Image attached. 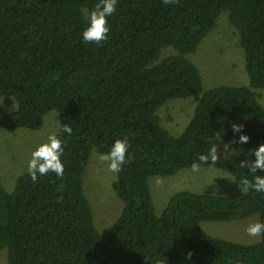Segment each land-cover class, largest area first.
I'll list each match as a JSON object with an SVG mask.
<instances>
[{
    "label": "trees",
    "instance_id": "trees-1",
    "mask_svg": "<svg viewBox=\"0 0 264 264\" xmlns=\"http://www.w3.org/2000/svg\"><path fill=\"white\" fill-rule=\"evenodd\" d=\"M98 0H0V98L16 108L0 117L5 130H38L49 111L64 145L63 177L28 172L12 190L0 181V250L8 264H264V235L245 244L215 237L203 221L240 220L257 213L264 222V193L231 195L180 190L156 213L149 179L191 168L219 140L232 147L215 164L252 179L240 168L264 143V0H117L100 44L82 30ZM237 31L248 85L203 90L188 54L215 27L221 12ZM170 49L162 55L164 49ZM195 97L191 118L178 135L156 117L171 98ZM249 137L239 143L233 123ZM69 124L72 134L61 130ZM128 137L132 159L112 182L121 208L101 233L84 191L93 150L106 153ZM219 139V140H218ZM258 174L264 172L258 170ZM191 253L190 259L187 254Z\"/></svg>",
    "mask_w": 264,
    "mask_h": 264
},
{
    "label": "rangeland",
    "instance_id": "rangeland-1",
    "mask_svg": "<svg viewBox=\"0 0 264 264\" xmlns=\"http://www.w3.org/2000/svg\"><path fill=\"white\" fill-rule=\"evenodd\" d=\"M169 52L170 49L166 48L162 55ZM188 57L200 71L203 90L220 84L248 85L243 49L238 33L229 23L225 11L220 13L215 27ZM257 91L258 100L264 106V89ZM196 100L195 97L168 99L156 110L159 123L171 134H180L192 116ZM16 105L13 97H1L0 117L14 110ZM58 128L59 116L54 110L46 114L43 126L38 130L18 128L8 131L0 126V181L7 190H12L17 177L27 172L31 152L46 142L49 134H55ZM225 144L228 143L219 140L216 143L217 151L229 156L232 147L228 144L230 151L225 152ZM98 154L95 150L91 152L84 172V191L91 204L94 223L98 231L103 233L118 216L121 202L112 188L116 174L108 171L107 164L98 160ZM233 177L229 172L212 166H200L199 172L186 168L171 176H152L149 189L155 211L159 214L170 195L180 190L235 194L240 188L237 183L229 180ZM257 221L259 215L255 213L240 220L203 221L201 226L212 236L250 244L259 241L260 237L248 236L245 229L249 223ZM0 264H8L5 249L0 250Z\"/></svg>",
    "mask_w": 264,
    "mask_h": 264
},
{
    "label": "clouds",
    "instance_id": "clouds-1",
    "mask_svg": "<svg viewBox=\"0 0 264 264\" xmlns=\"http://www.w3.org/2000/svg\"><path fill=\"white\" fill-rule=\"evenodd\" d=\"M165 5L178 3V0H162ZM117 0H98L93 10L88 14V24L82 30V40L85 43L100 44L107 39L109 32L107 17L116 12ZM242 124L233 123L232 130L234 133H240L239 143H247L249 137L242 132ZM61 130L69 135L72 134V128L69 124L61 125ZM219 140V139H218ZM129 141L125 136L123 139H116L106 153H99L97 158L101 163L107 164V169L113 174H118L122 170V166L132 159L128 154ZM225 152L230 151L229 145H224ZM250 154L255 159L245 158L239 163L240 168L247 169L252 179L242 178L237 180L235 177L229 179L237 183L238 187L244 192L252 189L259 193H264V175L258 174L264 172V143H261L254 149H250ZM64 152V145L56 134H49L47 141L38 145L30 154L27 161V172L33 183L37 182L38 175L43 176L49 173H55L57 177H63L64 165L61 156ZM216 143L209 149L207 154L201 153L198 156V162H193L191 170L193 172L200 171V165L203 163L215 164L219 159ZM250 237H261L264 235V222L249 223L245 229ZM191 253L187 254L190 259Z\"/></svg>",
    "mask_w": 264,
    "mask_h": 264
}]
</instances>
